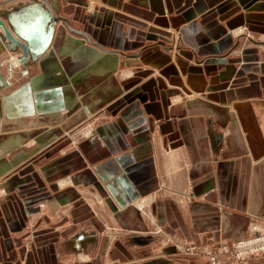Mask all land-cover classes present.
<instances>
[{
	"label": "crops",
	"instance_id": "crops-1",
	"mask_svg": "<svg viewBox=\"0 0 264 264\" xmlns=\"http://www.w3.org/2000/svg\"><path fill=\"white\" fill-rule=\"evenodd\" d=\"M256 227L264 0H0V264H208L181 246Z\"/></svg>",
	"mask_w": 264,
	"mask_h": 264
},
{
	"label": "built area",
	"instance_id": "built-area-1",
	"mask_svg": "<svg viewBox=\"0 0 264 264\" xmlns=\"http://www.w3.org/2000/svg\"><path fill=\"white\" fill-rule=\"evenodd\" d=\"M217 249L210 245L187 242L183 249L187 253L201 254L208 258L210 264L248 263L252 255L264 253V229L255 228L250 234H242L232 244L219 243Z\"/></svg>",
	"mask_w": 264,
	"mask_h": 264
},
{
	"label": "rangeland",
	"instance_id": "rangeland-1",
	"mask_svg": "<svg viewBox=\"0 0 264 264\" xmlns=\"http://www.w3.org/2000/svg\"><path fill=\"white\" fill-rule=\"evenodd\" d=\"M141 2H143V3H147L148 1H146V0H140ZM88 8L87 9H89L90 10V12H93L94 11V7H95V4H94V2L93 1H90V2H88V5H86ZM13 57L14 56H16V57H18L19 58V56H17V55H12ZM11 56V60H12V57ZM20 60V59H19ZM13 62V61H12ZM14 63V62H13ZM15 64V63H14ZM27 87H25V89H26ZM27 89H29V88H27ZM90 131H88V133H89ZM91 133V132H90ZM195 243H197V242H195ZM221 243H224V242H221ZM205 245H210V246H212L213 248H215V249H217L218 247H219V243L218 244H208V243H204ZM204 244H202V245H204ZM184 245H186V244H184ZM184 245H182V246H184ZM182 246H181V249H182V251L183 252H185V253H187L183 248H182ZM187 254H189V253H187ZM190 254H192V253H190ZM189 254V255H190ZM195 255H200V256H203V255H201V254H195ZM204 257V256H203ZM208 259V258H207ZM249 259L250 258H248V261H249ZM208 264H210L209 263V260H208ZM239 264H248V263H239Z\"/></svg>",
	"mask_w": 264,
	"mask_h": 264
},
{
	"label": "bare ground",
	"instance_id": "bare-ground-1",
	"mask_svg": "<svg viewBox=\"0 0 264 264\" xmlns=\"http://www.w3.org/2000/svg\"><path fill=\"white\" fill-rule=\"evenodd\" d=\"M148 1V0H147ZM23 46V45H22ZM22 48H25V47H22ZM13 57V56H12ZM12 61L15 63V65H17L18 66V64H20V60H19V58L18 57H16V56H14L13 58H12ZM90 133V132H89ZM185 246V245H184ZM184 246H182V248L184 247ZM82 258H84V257H82Z\"/></svg>",
	"mask_w": 264,
	"mask_h": 264
},
{
	"label": "water",
	"instance_id": "water-1",
	"mask_svg": "<svg viewBox=\"0 0 264 264\" xmlns=\"http://www.w3.org/2000/svg\"><path fill=\"white\" fill-rule=\"evenodd\" d=\"M18 42H20V41H18ZM21 45H24V47H25V51H26V53L28 52V45H26V44H22L21 43Z\"/></svg>",
	"mask_w": 264,
	"mask_h": 264
}]
</instances>
